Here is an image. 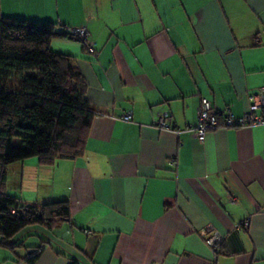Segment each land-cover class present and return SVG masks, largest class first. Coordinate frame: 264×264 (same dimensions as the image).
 Instances as JSON below:
<instances>
[{
	"label": "crops",
	"instance_id": "1",
	"mask_svg": "<svg viewBox=\"0 0 264 264\" xmlns=\"http://www.w3.org/2000/svg\"><path fill=\"white\" fill-rule=\"evenodd\" d=\"M0 14L87 30L49 48L96 113L81 157L12 168L24 203L66 201L70 222L0 248V264L38 249L33 264H208V225L224 238L214 264H264V126L202 142L153 126L163 113L173 129L195 125L202 99L239 117L264 92V0H0Z\"/></svg>",
	"mask_w": 264,
	"mask_h": 264
},
{
	"label": "trees",
	"instance_id": "2",
	"mask_svg": "<svg viewBox=\"0 0 264 264\" xmlns=\"http://www.w3.org/2000/svg\"><path fill=\"white\" fill-rule=\"evenodd\" d=\"M55 29L0 14V248L11 252L38 229L50 232L69 223L70 214L66 201L26 204L9 196V165L35 158L51 167L81 157L96 115L70 58L49 48L53 37L67 38V32ZM41 251L29 254L26 262L33 264Z\"/></svg>",
	"mask_w": 264,
	"mask_h": 264
},
{
	"label": "built area",
	"instance_id": "3",
	"mask_svg": "<svg viewBox=\"0 0 264 264\" xmlns=\"http://www.w3.org/2000/svg\"><path fill=\"white\" fill-rule=\"evenodd\" d=\"M66 35L68 38L76 39L83 43L89 38V33L84 27L68 29ZM87 52L90 55H94L95 53L94 48L89 45L87 46ZM131 119V113H126L121 117L122 122L128 123ZM167 119V114H160L153 125L154 128L176 136L181 133H193L200 142L204 140L206 134L210 131L220 129H252L264 126V92L251 96L246 112L239 117H235L229 112H217L206 99H202L197 109L195 125L187 126L184 130H176L168 125ZM169 165L172 167L175 166V163L170 161ZM199 235L212 254L213 262L208 264H214L224 239L223 236L211 225L205 226L199 232Z\"/></svg>",
	"mask_w": 264,
	"mask_h": 264
},
{
	"label": "rangeland",
	"instance_id": "4",
	"mask_svg": "<svg viewBox=\"0 0 264 264\" xmlns=\"http://www.w3.org/2000/svg\"><path fill=\"white\" fill-rule=\"evenodd\" d=\"M17 164V163H16ZM15 164L13 165H9L8 169H7V180H6V193L11 196V197H15L14 195V191H16V193H18V197H16L19 201H22L21 198H19L20 196V189H19V181H17L14 177H12V168H14ZM15 169L17 170V167H15ZM20 191V192H19ZM28 194V193H25ZM24 194V196H25ZM24 202V201H22ZM9 251V250H7ZM11 252V251H9Z\"/></svg>",
	"mask_w": 264,
	"mask_h": 264
}]
</instances>
